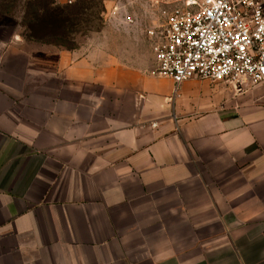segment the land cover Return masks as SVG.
<instances>
[{
    "label": "crops",
    "instance_id": "crops-1",
    "mask_svg": "<svg viewBox=\"0 0 264 264\" xmlns=\"http://www.w3.org/2000/svg\"><path fill=\"white\" fill-rule=\"evenodd\" d=\"M0 264H264V82L0 43Z\"/></svg>",
    "mask_w": 264,
    "mask_h": 264
},
{
    "label": "built area",
    "instance_id": "built-area-1",
    "mask_svg": "<svg viewBox=\"0 0 264 264\" xmlns=\"http://www.w3.org/2000/svg\"><path fill=\"white\" fill-rule=\"evenodd\" d=\"M153 52L157 74L176 84L262 83L264 0H175Z\"/></svg>",
    "mask_w": 264,
    "mask_h": 264
},
{
    "label": "rangeland",
    "instance_id": "rangeland-1",
    "mask_svg": "<svg viewBox=\"0 0 264 264\" xmlns=\"http://www.w3.org/2000/svg\"><path fill=\"white\" fill-rule=\"evenodd\" d=\"M55 1L59 5L72 6L81 0H72L73 4L69 0ZM45 3L49 0H0L1 45L38 41L41 37L59 43L60 32L43 31L36 26L32 31L24 25V22L38 24L44 14L40 7ZM87 6L85 13L71 17L75 25L69 29L68 36L63 37L64 45L57 46L104 48L120 55L129 64L148 67L155 62L153 47L162 35L175 0H92ZM36 10H40L38 16Z\"/></svg>",
    "mask_w": 264,
    "mask_h": 264
},
{
    "label": "trees",
    "instance_id": "trees-1",
    "mask_svg": "<svg viewBox=\"0 0 264 264\" xmlns=\"http://www.w3.org/2000/svg\"><path fill=\"white\" fill-rule=\"evenodd\" d=\"M92 0H81L80 3L74 4L72 6L70 5H59L56 4L55 0H49V3H45L44 6H41L40 9L42 12L44 11V14L41 16L43 18H39V22L36 25H32L31 23L24 22V25L29 28V30L35 31V28L37 27L40 30H56L60 32V41L55 42L51 40L45 39V37H41L38 39V41H42L44 43L53 44V45H64L65 39L63 37L68 36V32H70L69 29H71L75 24L72 23L71 17L75 16L76 14H83L85 13V9L88 7L87 5L90 4ZM73 4V2L71 3ZM55 5V6H54ZM75 8L74 10H72ZM38 12L40 13V10H36V15L38 16ZM35 15V14H34ZM36 26V27H35ZM52 30V31H53ZM31 36L34 37L33 34ZM74 49V48H69Z\"/></svg>",
    "mask_w": 264,
    "mask_h": 264
}]
</instances>
